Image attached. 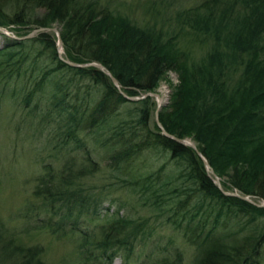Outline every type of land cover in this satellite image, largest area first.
I'll return each mask as SVG.
<instances>
[{
	"label": "trees",
	"instance_id": "16d2710c",
	"mask_svg": "<svg viewBox=\"0 0 264 264\" xmlns=\"http://www.w3.org/2000/svg\"><path fill=\"white\" fill-rule=\"evenodd\" d=\"M116 1L0 0V26L17 37L59 25L64 59L104 66L67 64L52 31L0 32V101L37 119L31 125L47 130L54 150L33 177L46 218L18 229L0 219V264H49L46 246L33 241L40 234L73 244L59 264L129 263L151 234L149 217L118 205L88 224L116 191L179 231L191 264H264V206L213 181L264 202V0H191L169 15L151 8L144 22ZM168 71L178 82L158 120L194 141L208 169L193 148L149 125L154 102L143 96ZM183 263L175 248L139 264Z\"/></svg>",
	"mask_w": 264,
	"mask_h": 264
},
{
	"label": "rangeland",
	"instance_id": "374dc122",
	"mask_svg": "<svg viewBox=\"0 0 264 264\" xmlns=\"http://www.w3.org/2000/svg\"><path fill=\"white\" fill-rule=\"evenodd\" d=\"M116 4L122 8L125 14L137 19L138 22H144L149 17L151 8H163L160 10L163 15L167 9L169 15L178 7L193 5L194 1H182L180 5L176 0H117ZM54 27L58 30L60 28L59 25ZM7 32L13 36L19 33L15 30H7ZM20 32L25 33V30ZM175 73L171 72L169 75L166 73L155 90L150 92L149 96L154 102L149 119V125L152 128L157 125L156 111L159 106L156 97L161 95L163 98L159 107L160 111L163 106L169 103L174 86L177 84L178 74ZM25 112L27 111L15 109L11 100L0 101V219L11 229H18L26 224H42L39 220L46 218L40 200L32 195L33 177L40 172L43 162L51 160L50 154L54 150L46 141L47 130L39 125H31V120L37 122V119L28 116ZM160 160L162 161V159ZM103 178L104 175H101L96 180L101 184ZM110 196L108 198L113 200L110 209H104L101 218L88 224L93 226V223L101 222L100 219L109 218L118 205H121L120 213L133 218L149 217L151 223L150 236L137 242L129 263H125L118 256L112 264H139L146 259L147 254L155 258L161 254L170 253L175 248L183 253V264L192 263L194 250L185 242L179 231L171 225L163 223L160 218H156L142 207L134 196L124 191L113 192ZM104 206L107 208L108 203L106 202ZM37 210H41L39 214ZM33 241L41 242L46 246V260L49 264L63 263L64 256L71 257L73 244L66 238L60 240L54 236L40 234Z\"/></svg>",
	"mask_w": 264,
	"mask_h": 264
},
{
	"label": "water",
	"instance_id": "95a60500",
	"mask_svg": "<svg viewBox=\"0 0 264 264\" xmlns=\"http://www.w3.org/2000/svg\"><path fill=\"white\" fill-rule=\"evenodd\" d=\"M43 31H52V32H55V34H56V36H57V38H58V39H57V49H58L59 57H60L63 61H65L67 64H69V65H71V66H74V67H84V66H90V65H92V66H96L97 68H99V69H101V70H104V66H103L102 64H100V63H96V62H91V63H75V62H71V61H69V60H67V59H64V58L60 55V53L62 52V41H61V38H60L59 30H58L56 27H39V28H35V29H33L31 32H29L27 35H25V36H23V37H16V36L10 35L4 27L0 26V32H2V33L5 34V35H9V36H11V37H13V38H17V39L30 38V37L36 35L37 33H39V32H43ZM107 74L110 75L109 72H107ZM110 76H111V75H110ZM111 79H112V82L114 83V85H115V86H118L117 81H116V79H115L113 76H111ZM120 93H121L124 97H126V98H128V99H130V100H134V99H139V98H140V97H134V96H127V95L124 94L122 91H120ZM150 94H151V93H147V94H145L143 97H145V96H147V95H150ZM141 98H142V97H141ZM158 113H159V107H158V109H157V111H156V124H157V126L162 130V133L165 134L166 136H168L169 138L175 140V141L178 142V143H181V144H184V145H186V146H189V147L193 148V149L195 150V152H196V153L202 158V160H203V162H204V166H205V168L208 169V168H209V164H208L207 161L204 159V157H202V155H201L199 149L197 148L196 143H195L194 141H189L188 138H179V137H176V136H174V135H171V134L167 133V132L163 129L161 123H160L159 120H158ZM213 181H214V183L218 186V188H219V189H220L225 195L236 196V197H238V198H240V199H242V200L248 201V202H250V203H252V204H254V205H256V206H264V203H257V202H255V201H253L249 196L239 194L238 192H228V191H224V190L222 189V187H221V183H220L219 178L216 177V176L213 177Z\"/></svg>",
	"mask_w": 264,
	"mask_h": 264
},
{
	"label": "bare ground",
	"instance_id": "6f19581e",
	"mask_svg": "<svg viewBox=\"0 0 264 264\" xmlns=\"http://www.w3.org/2000/svg\"><path fill=\"white\" fill-rule=\"evenodd\" d=\"M162 100H163V98L161 97V95H158V101H159L160 104L162 103ZM188 140H189V141H192V140L189 139V138H188Z\"/></svg>",
	"mask_w": 264,
	"mask_h": 264
},
{
	"label": "built area",
	"instance_id": "2783aa9c",
	"mask_svg": "<svg viewBox=\"0 0 264 264\" xmlns=\"http://www.w3.org/2000/svg\"><path fill=\"white\" fill-rule=\"evenodd\" d=\"M171 72L175 73L174 71H168V72H167V75H169ZM175 74H176V73H175ZM177 82H178V79H177ZM156 98H157L158 105H161V104L159 103V101H158V96H157Z\"/></svg>",
	"mask_w": 264,
	"mask_h": 264
}]
</instances>
